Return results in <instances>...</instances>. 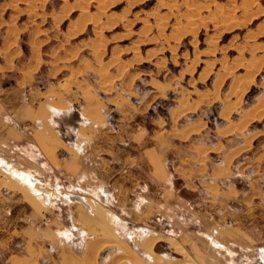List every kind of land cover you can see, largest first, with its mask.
<instances>
[{
  "label": "rangeland",
  "instance_id": "obj_1",
  "mask_svg": "<svg viewBox=\"0 0 264 264\" xmlns=\"http://www.w3.org/2000/svg\"><path fill=\"white\" fill-rule=\"evenodd\" d=\"M87 17L92 23L82 28ZM191 19L196 28L187 25ZM83 86L88 97L80 92ZM8 90L31 109L57 98L50 104L75 125L112 128L132 117L131 123L149 131L183 137L178 129L204 123L186 141L171 139L166 157L176 195L164 220L144 211L137 231L158 242L150 249V240L142 247L138 237L127 243L105 220L96 235L114 245L99 253L101 264L121 258L149 264L143 254L155 258L151 264H263L264 115L247 123L244 116L264 95V0H0V97ZM90 105L97 108L94 119L82 112ZM181 105L188 110L172 118L171 110ZM84 131L80 134L88 136ZM0 177L12 204L6 216L0 212V238L20 207L25 219L14 224L34 214L48 226V210L10 185L13 180L1 168ZM162 195L158 191L155 198ZM23 237L0 245V264L25 254ZM49 242L42 239L38 260L17 263L43 264L42 255L52 258ZM54 245L55 252L64 251ZM79 255L55 256L52 264L66 259L77 264Z\"/></svg>",
  "mask_w": 264,
  "mask_h": 264
},
{
  "label": "crops",
  "instance_id": "obj_2",
  "mask_svg": "<svg viewBox=\"0 0 264 264\" xmlns=\"http://www.w3.org/2000/svg\"><path fill=\"white\" fill-rule=\"evenodd\" d=\"M10 93L8 90L5 96L0 97V168L14 181L10 185H19L21 192H27L35 200V204L48 210L52 220L48 226H42L40 216L33 214L29 221L17 226L14 224L15 220H24L26 216L24 207L17 209L16 215L8 222V234L0 238V245L7 246L15 238L24 235L21 248L25 254H12L14 259L9 264H18L17 262L32 257L38 260L42 254V239L47 238L53 242L45 244L52 258L62 254H80L77 264H86V257L94 264L104 263L105 260L101 262L99 253L114 245L112 241L96 235L104 226L105 220L110 223L113 233L127 243L129 239L135 241L137 237L141 247L149 238L157 239V243L156 236L143 237L137 231L138 227H143L141 219L144 218V211H151L156 219L164 220V209L170 208L176 195L170 185L171 173L166 157L174 146L171 139L186 141V137H193L204 127V123L200 125L191 122L184 125L178 129L183 137L162 134L157 129L149 131L144 124L131 123L132 117L127 119L129 122L112 128L110 125H75L73 121L58 116L60 110L50 104L57 101V98H51L48 104L42 103L31 109L28 103L23 104L17 95ZM96 110L95 105H90L82 112L86 118L94 119ZM90 113L92 115L89 116ZM87 122L86 120L85 123ZM25 123H29L27 130L23 125ZM81 129L88 136H82ZM111 129L114 131L110 134L108 132ZM64 137H70L71 144ZM64 151L66 155L62 157L61 152ZM110 153L113 157H110ZM104 159L107 164L112 165L114 171L102 172L110 169ZM5 167L20 171L32 185L22 184L6 172ZM0 180L2 182L3 178L0 177ZM3 182L0 183V212H4L3 215L6 216L10 213L12 204L6 201L8 198L4 193L8 183L5 180ZM158 191L163 194L161 200L155 198ZM74 195L85 204L70 198ZM122 230L125 237L120 234ZM13 231H17L15 237L11 236ZM56 243H60L64 251L55 252ZM117 245V250L120 251L121 245ZM97 247L99 248L95 252ZM121 247L129 251L126 243ZM53 253H56L55 256ZM42 257L43 264H52L51 257ZM143 257L148 259L146 261L149 264L155 262L153 256L143 254ZM110 259L111 257L108 261ZM68 261L66 259L62 262L73 264ZM118 261L116 264H134L127 258Z\"/></svg>",
  "mask_w": 264,
  "mask_h": 264
},
{
  "label": "bare ground",
  "instance_id": "obj_3",
  "mask_svg": "<svg viewBox=\"0 0 264 264\" xmlns=\"http://www.w3.org/2000/svg\"><path fill=\"white\" fill-rule=\"evenodd\" d=\"M77 9V8H76ZM81 12V11H80ZM83 12V11H82ZM82 15V14H81ZM92 17V16H91ZM196 18V17H195ZM91 19L92 18H86L85 20H84V22H83V24H82V28H84V27H86L87 25H89L90 24V22H91ZM92 23V22H91ZM96 23V22H95ZM195 23H194V21H193V19H191V20H189V22L187 23V25H193V27H197L196 25H194ZM94 25V24H93ZM191 27V26H190ZM81 28V27H80ZM186 29H188L186 26L182 29V32H186L187 30ZM196 30V29H195ZM225 30V29H224ZM74 32V31H73ZM196 32V31H195ZM75 34V33H74ZM184 34V33H183ZM195 38V37H194ZM214 43V42H213ZM216 48V47H215ZM105 53V52H104ZM258 66V65H257ZM250 67V66H249ZM259 68V67H258ZM257 68V70H259ZM256 70V69H255ZM248 71V70H247ZM250 72H251V69L249 70ZM254 71V70H253ZM254 74V73H253ZM252 74V75H253ZM255 75V74H254ZM254 77V76H253ZM249 78H251V79H253L252 77H251V75H250V77ZM246 79V78H245ZM244 79V80H245ZM248 79V78H247ZM250 79V80H251ZM246 82V81H245ZM249 82V81H248ZM248 82H246V84H248ZM69 83V82H68ZM68 83L66 82V81H63L62 80V82H61V84H62V86L63 87H67V85H68ZM102 83V82H101ZM250 83V82H249ZM243 84V83H242ZM245 84V85H246ZM251 84V83H250ZM249 84V85H250ZM240 86V85H239ZM248 86V85H247ZM246 87V86H245ZM83 89H81L80 90V92L82 93V96H84V97H88V94L86 93V91H88L84 86L82 87ZM65 89H67V88H65ZM80 89V88H79ZM219 89V88H218ZM246 89V88H245ZM244 89V90H245ZM248 89V88H247ZM244 90H242V91H244ZM239 94V93H238ZM239 96V95H238ZM198 105V104H197ZM91 109H93L94 110V108L93 107H91ZM188 110V108L186 107V106H184V105H181L180 107H177V108H173L172 110H171V112H170V114H171V116H172V118H174V119H176L181 113H183V112H185V111H187ZM88 112V111H87ZM229 113H230V111L229 112H224L223 113V116L224 117H226V116H228L229 115ZM88 114V113H87ZM90 115H92L91 113L89 114V116ZM264 115V95L262 96V98L261 99H259L258 101H257V103H255L254 104V106H253V108L252 109H250L248 112H246L245 113V116H244V122L245 123H247V122H250V121H252L253 119H255V118H258V117H261V116H263ZM224 120H226V119H224ZM203 124V123H202ZM202 124H200V125H202ZM204 125V124H203ZM237 126V125H236ZM235 126V127H236ZM245 125H242V127H244ZM233 127V126H232ZM235 127H233V128H235ZM228 128V127H227ZM236 129V128H235ZM241 130V129H240ZM225 131H226V129H225ZM229 131V130H228ZM227 131V132H228ZM226 133V132H225ZM224 133V134H225ZM187 135V134H186ZM6 169V171L7 172H10L11 174H12V176L15 178V179H17L18 181H20L21 183L23 182L24 184L25 183H27V184H29L30 186H31V182L28 180V179H26L25 178V176L20 172V171H17V170H15V169H12V168H9V167H5ZM1 181V180H0ZM2 182H3V180H2ZM2 182H0V183H2ZM4 183V182H3ZM22 183V184H23ZM27 186V185H26ZM21 192V191H20ZM22 193V192H21ZM24 196H25V194H24ZM26 196H27V194H26ZM85 204V203H84ZM88 207V206H87ZM80 211V210H79ZM86 211V210H85ZM84 212V211H83ZM81 213H82V211H81ZM83 215V214H82ZM80 217V216H79ZM81 218V217H80ZM83 218V217H82ZM94 218V217H93ZM88 221V220H87ZM83 223V222H82ZM88 223H90V222H88ZM84 225V224H83ZM89 225V224H88ZM89 227V226H88ZM147 236V235H146ZM149 237V236H148ZM155 238V237H154ZM145 239V238H144ZM143 239V240H144ZM141 240V239H140ZM149 240H150V242H149V244H148V246H152L154 243H156L155 241L157 240H155V239H153V240H151L150 238H149ZM146 241V240H145ZM174 245H177V244H175V243H177V242H172ZM92 245H90V247H91ZM92 248V247H91ZM98 248L99 247H97L96 248V250H95V252L98 250ZM151 248V247H150ZM176 251H178V252H180L181 251V249L178 247V246H176ZM181 253V252H180ZM179 253V254H180ZM90 255H91V253H90ZM84 258V257H83ZM260 258L262 259V262H264V249H260ZM84 261H86V264H94V262L93 261H90V259H88L87 257L84 259ZM119 262V261H118ZM151 262V261H150ZM155 262H156V260H155ZM157 263V262H156ZM184 264V263H183Z\"/></svg>",
  "mask_w": 264,
  "mask_h": 264
},
{
  "label": "built area",
  "instance_id": "obj_4",
  "mask_svg": "<svg viewBox=\"0 0 264 264\" xmlns=\"http://www.w3.org/2000/svg\"><path fill=\"white\" fill-rule=\"evenodd\" d=\"M24 128L27 130L28 129V125H24ZM65 155H66V152H65V154L62 155V157H64ZM49 221H50V217L49 216H46L43 219V223H45V224H47Z\"/></svg>",
  "mask_w": 264,
  "mask_h": 264
},
{
  "label": "water",
  "instance_id": "obj_5",
  "mask_svg": "<svg viewBox=\"0 0 264 264\" xmlns=\"http://www.w3.org/2000/svg\"><path fill=\"white\" fill-rule=\"evenodd\" d=\"M70 198L73 199V200H75V201H79L81 203H84V201L82 199H80L79 197H77L75 195L73 197L71 196ZM263 264H264V262H263Z\"/></svg>",
  "mask_w": 264,
  "mask_h": 264
},
{
  "label": "flooded vegetation",
  "instance_id": "obj_6",
  "mask_svg": "<svg viewBox=\"0 0 264 264\" xmlns=\"http://www.w3.org/2000/svg\"><path fill=\"white\" fill-rule=\"evenodd\" d=\"M260 257V256H259Z\"/></svg>",
  "mask_w": 264,
  "mask_h": 264
}]
</instances>
